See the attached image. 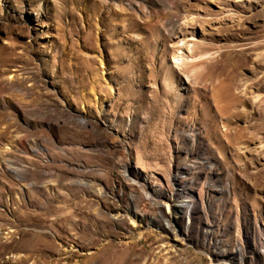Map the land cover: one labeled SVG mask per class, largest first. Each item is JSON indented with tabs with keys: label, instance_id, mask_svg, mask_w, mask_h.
Segmentation results:
<instances>
[{
	"label": "rangeland",
	"instance_id": "obj_1",
	"mask_svg": "<svg viewBox=\"0 0 264 264\" xmlns=\"http://www.w3.org/2000/svg\"><path fill=\"white\" fill-rule=\"evenodd\" d=\"M0 264H264V0H0Z\"/></svg>",
	"mask_w": 264,
	"mask_h": 264
}]
</instances>
